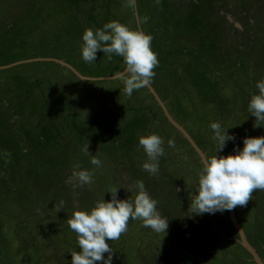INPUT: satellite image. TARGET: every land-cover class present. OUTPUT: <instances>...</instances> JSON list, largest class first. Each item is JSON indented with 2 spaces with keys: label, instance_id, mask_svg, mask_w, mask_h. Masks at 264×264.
Returning a JSON list of instances; mask_svg holds the SVG:
<instances>
[{
  "label": "rangeland",
  "instance_id": "obj_1",
  "mask_svg": "<svg viewBox=\"0 0 264 264\" xmlns=\"http://www.w3.org/2000/svg\"><path fill=\"white\" fill-rule=\"evenodd\" d=\"M127 4L0 0V264H71L79 248L67 220L110 202L113 189L120 200L134 198L137 181L169 227L158 234L130 219L125 234L106 241L112 264H258L229 211L191 215L202 162L165 112L208 157L235 155L245 138L264 136L247 111L264 80V0ZM111 21L153 37L159 65L148 85L155 95L148 86L124 94L114 79L122 57L98 51L94 63L83 61L85 30ZM211 123L235 137L222 152ZM152 134L164 141L155 175L143 170L149 161L139 146ZM82 170L94 173L91 184L66 183ZM234 216L263 256L264 191Z\"/></svg>",
  "mask_w": 264,
  "mask_h": 264
},
{
  "label": "clouds",
  "instance_id": "obj_2",
  "mask_svg": "<svg viewBox=\"0 0 264 264\" xmlns=\"http://www.w3.org/2000/svg\"><path fill=\"white\" fill-rule=\"evenodd\" d=\"M126 6L134 7L135 0H128ZM152 39L151 35L142 31L111 21L102 29L85 30L82 59L92 64L98 51H103L109 60L113 55L122 57L124 70L115 73L114 79L123 83L124 94L131 97L134 90L152 82L154 69L159 65L157 54L151 48ZM256 88L258 94L253 95L247 105L248 113L255 117L254 129L264 127V80L257 82ZM210 127L217 153L223 151L228 141L235 140L220 123H211ZM163 143V139L155 134L139 138V146L149 161L143 164V170L152 175L159 171V158L164 155ZM169 145L174 146L172 141ZM243 145L242 150L234 148L235 155L204 157L196 194L191 197V215L223 213L237 206L246 207L255 191H264V136L245 138ZM82 151L90 154L88 146ZM5 155L10 156V153ZM91 164L100 167L101 161L93 156ZM93 175L87 170L73 171L66 183L83 187L93 182ZM135 188L137 194L134 198L120 200L117 198L118 189H113L110 202H97L90 212L75 211L67 220L70 230L76 234L79 248V251L71 253V264H96L101 261L102 264H112L114 251L106 241L118 240L125 234L130 219L142 221L145 228L155 233H166L168 219L157 211V201L151 198L142 181H137ZM105 253L108 254L107 259Z\"/></svg>",
  "mask_w": 264,
  "mask_h": 264
},
{
  "label": "water",
  "instance_id": "obj_3",
  "mask_svg": "<svg viewBox=\"0 0 264 264\" xmlns=\"http://www.w3.org/2000/svg\"><path fill=\"white\" fill-rule=\"evenodd\" d=\"M149 87V89L152 91V89L150 88L149 85H147ZM153 92V91H152ZM154 94V92H153ZM155 95V94H154ZM159 101V100H158ZM166 116L168 117L169 121L178 129V131L185 137V139L190 143V145L193 147V149L196 151V153L198 154L201 162L204 159V154L203 152L199 149V147H197V145L193 142V140L189 137V135L184 131V129L177 125L173 119L167 114V112H165ZM229 217L230 220L232 222V224L234 225V227L237 229L238 233H239V237H240V241L241 244L251 253V255L253 256L254 260L256 263L261 264V260L258 257V255L256 254L255 250L248 244L246 237L241 229V227L238 225V223L236 222L235 216H234V210L229 211Z\"/></svg>",
  "mask_w": 264,
  "mask_h": 264
},
{
  "label": "flooded vegetation",
  "instance_id": "obj_4",
  "mask_svg": "<svg viewBox=\"0 0 264 264\" xmlns=\"http://www.w3.org/2000/svg\"><path fill=\"white\" fill-rule=\"evenodd\" d=\"M255 252H257L256 250H255ZM257 255H258V257L259 258H261L260 260H261V262H264V255L263 256H261V254L260 253H256Z\"/></svg>",
  "mask_w": 264,
  "mask_h": 264
}]
</instances>
